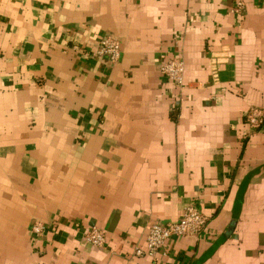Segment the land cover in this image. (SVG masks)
I'll list each match as a JSON object with an SVG mask.
<instances>
[{
    "label": "crops",
    "instance_id": "obj_1",
    "mask_svg": "<svg viewBox=\"0 0 264 264\" xmlns=\"http://www.w3.org/2000/svg\"><path fill=\"white\" fill-rule=\"evenodd\" d=\"M107 34L117 63L86 55ZM174 57L181 87L160 72ZM251 106L264 0H0V264H264ZM188 204L208 217L200 236L134 254Z\"/></svg>",
    "mask_w": 264,
    "mask_h": 264
},
{
    "label": "built area",
    "instance_id": "obj_2",
    "mask_svg": "<svg viewBox=\"0 0 264 264\" xmlns=\"http://www.w3.org/2000/svg\"><path fill=\"white\" fill-rule=\"evenodd\" d=\"M235 11H242V3H238ZM77 49V46H74ZM86 55L95 58H106L111 63H117L122 56L121 42L114 36L107 34L103 36L98 46ZM161 74L170 79L178 87L184 84L185 79V61L181 57L170 58L160 65ZM244 121L252 127L261 126L264 123V109L251 106L244 116ZM208 217L194 204H188L184 207L183 213L176 221L160 223L158 221L150 222L147 227L145 243L138 246L134 254L137 256H150L156 258L158 252L162 250L168 239L180 236L198 237L204 231ZM45 224L35 222L32 226V232L41 236L45 232ZM86 242L94 247H104L106 245V234L98 228L92 227L85 233Z\"/></svg>",
    "mask_w": 264,
    "mask_h": 264
}]
</instances>
